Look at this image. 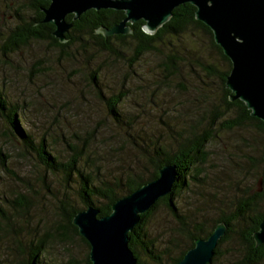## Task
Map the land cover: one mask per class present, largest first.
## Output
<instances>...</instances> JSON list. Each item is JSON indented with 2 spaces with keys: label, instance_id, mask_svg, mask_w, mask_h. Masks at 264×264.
Masks as SVG:
<instances>
[{
  "label": "rangeland",
  "instance_id": "374dc122",
  "mask_svg": "<svg viewBox=\"0 0 264 264\" xmlns=\"http://www.w3.org/2000/svg\"><path fill=\"white\" fill-rule=\"evenodd\" d=\"M26 2L0 0V87L7 99L20 108L23 123L32 136L44 137L60 160L69 156L61 137L85 148L88 156H83L80 165L91 173L98 172L95 183L123 179L129 172L144 174L149 169L148 151L153 145L174 146L182 124L186 127L206 107L219 103L215 79L204 83L205 78L190 73L185 63L181 64L180 78H174L172 85L160 80L155 66L167 50L161 54L144 53L129 68V41L114 43L113 47L123 53L117 57L106 52L91 57L76 42L61 50L44 40L30 41L3 55L8 28L14 26L18 14L25 15ZM195 33L192 37L183 35L180 40L169 38L165 43L171 40L183 56L190 48L220 68L221 61L207 47L204 34L199 30ZM94 71L104 96L126 93L119 109L131 119L130 123H113L107 116V107L98 99L97 86L91 80ZM179 82L186 85L187 91L175 87ZM203 94L208 97L204 102ZM205 116L203 125L210 126L212 117ZM215 133L207 146L209 157L203 172L174 195L183 221L160 204L146 225L157 247H167L165 260L176 256L187 244L192 226L202 224L208 228L218 217L233 216L243 191L252 192L260 187L250 176L254 169L242 159L245 154L260 152L258 132L254 128H215ZM242 136H247L245 142L251 146ZM0 150L6 155L4 163L8 168L4 170L0 158V264L20 263L27 247L40 238L46 240V236L50 237L44 244L46 262L83 264L87 248L79 237L62 229L57 209L60 201L75 198L76 184L65 181L61 174L44 171L32 156L23 152L18 141L5 134L1 118ZM64 235L67 236L60 238ZM239 243L232 239L222 244L224 255L217 262L224 264L231 258L225 252L240 249Z\"/></svg>",
  "mask_w": 264,
  "mask_h": 264
},
{
  "label": "trees",
  "instance_id": "16d2710c",
  "mask_svg": "<svg viewBox=\"0 0 264 264\" xmlns=\"http://www.w3.org/2000/svg\"><path fill=\"white\" fill-rule=\"evenodd\" d=\"M47 5V0H27L23 8L25 15L18 14L14 26L8 28L9 33L5 40L3 55L4 53L7 54L21 49V47L28 45L30 41L44 40L61 50H67L76 42L84 53L89 54L91 57L102 52L110 53L108 54L110 56L116 54L117 57L123 53L113 47L114 43L116 41L123 43L129 41L132 45L131 57L128 58L127 63L129 68H132L133 64L144 53L161 54L163 53L162 50H167L166 54L160 55L159 61L155 66L161 81L168 83L169 86L172 85L174 78H180L181 64L185 63L190 73L199 76V78H202V76L205 78L202 80L204 83L207 79H215L216 87L220 92L218 104L212 103L210 108L206 107L186 127L184 124L181 125V130L177 133L180 138L174 146H163L161 144L152 146L151 150L148 151L149 169L144 174L129 172L123 179L117 177V179H113L114 181L102 180L99 183H95L98 172L91 173L80 165L83 156H88L85 148L84 150L80 149L61 137L69 151V156L64 161L60 160L55 151L48 147L44 137L36 139L32 136L23 123L24 118L20 108L17 104L7 99L3 89L0 87V118L5 124V134L18 141L22 146L23 152L32 156L44 171L54 175L61 174L65 181L71 180L76 184L75 198H67L65 201H60L57 209L61 213L62 229L79 237L87 248L83 264H90L88 255L89 243L79 234L77 226L72 223L73 215L88 206L98 209V216L109 214L111 204L115 200L134 191L143 183L156 178L158 169L165 164L174 165L177 171V178L172 185V190L160 197L149 210L141 213L139 222L128 233V245L137 258L138 263L175 264L182 258L184 252L193 245L195 238L207 237L219 221H224L227 229L218 241L209 264H220L217 260L224 255L220 246L232 239L238 240L240 242L238 245L241 247L240 249L226 251L225 253H229L231 258L224 264H264V243L256 246L252 236V233L258 229L260 221L264 219V122L251 116L250 110L241 100L229 99L231 91L226 87V76L231 69V61L223 53L221 47L215 43L209 27L195 19V7L189 3L178 5L172 10L169 20L153 34L143 31L141 27L142 21L131 24L132 31L129 34L104 36L96 32V29L100 26L109 28L119 22L123 16V11L119 10L88 9L76 19L73 18V14H67L65 18L71 23V26L64 33L67 41L60 42L52 35L54 25L49 22H43L44 13L41 9ZM198 30L206 37L207 47L221 61L220 68L205 57L202 58L197 55L190 48H188L190 50L188 54L183 56L179 48H174L173 43L170 42L171 40L165 43V40L169 38L180 40L183 35L192 37V35L196 34L195 31ZM159 54L156 55L158 56ZM102 67L98 66V68ZM97 78L96 71H94L91 80L97 86L98 99L103 101L107 107V116L113 123L127 124L131 119L125 117L119 109L121 100L126 96V93L123 91L109 97L104 96L100 91ZM175 87L180 91H187L184 83H176ZM201 97L203 98L202 102L208 99L206 94ZM191 104L193 105V101ZM207 114L212 117L210 126L203 125ZM215 128H218V131L254 128L258 132L261 138L260 152L252 155L245 154L242 159L254 169L250 176L256 179L260 187L257 186L252 192L248 189L243 191L240 197L241 201L233 216L218 217L208 228L202 224L192 226V231L187 233V244L180 249L176 256L168 257L165 260L163 257L168 255L167 247H157L154 239L149 236L146 225L154 210L160 204L164 205L166 211L172 216L183 221V217L180 215L173 200L174 195L186 188L190 180L195 178L197 174L203 172L202 167L209 157L207 146L216 137ZM242 138L244 142L247 140V136H242ZM246 144L251 146L249 143ZM5 157L6 155L0 150L1 163L3 164L1 166L6 171L8 168L4 163ZM183 225L187 228L185 222H183ZM57 228L59 229L60 227L58 226ZM65 236L67 235L60 238H65ZM48 238L50 237L46 236V240ZM46 240L40 238L35 243L30 244L27 247L24 258L18 264H53L44 260V244Z\"/></svg>",
  "mask_w": 264,
  "mask_h": 264
},
{
  "label": "water",
  "instance_id": "95a60500",
  "mask_svg": "<svg viewBox=\"0 0 264 264\" xmlns=\"http://www.w3.org/2000/svg\"><path fill=\"white\" fill-rule=\"evenodd\" d=\"M41 10L43 22L54 25L52 35L60 42L67 41L69 29L65 16L76 19L88 9L124 11L118 23L96 32L104 36L131 33L130 24L143 20L142 29L153 34L166 23L172 10L180 4L195 7V19L203 22L212 32L213 39L231 61L226 76L230 100L239 99L250 110V115L264 122V0H47ZM177 171L165 164L158 169L156 178L143 183L134 191L111 204L107 215L98 216L99 210L88 206L77 211L72 223L89 243L90 264H139L128 245V233L139 222L140 214L149 210L162 196L172 190ZM227 225L219 221L205 238L193 241L175 264H209L215 247L225 234ZM256 246L264 243V219L252 233Z\"/></svg>",
  "mask_w": 264,
  "mask_h": 264
},
{
  "label": "flooded vegetation",
  "instance_id": "af4514ba",
  "mask_svg": "<svg viewBox=\"0 0 264 264\" xmlns=\"http://www.w3.org/2000/svg\"><path fill=\"white\" fill-rule=\"evenodd\" d=\"M102 9V8H101ZM105 9H110V8H105ZM114 10V9H113ZM119 11H122V10H119ZM124 17V11H123V16H122V18ZM121 18V19H122ZM121 19L119 20V21H121ZM138 21H142V24H143V20L142 19H138V20H136L135 22H138ZM134 22V23H135ZM118 23V22H117ZM116 24V23H115ZM133 24V23H132ZM130 27H131V24H130ZM141 27H142V25H141ZM132 30V29H131Z\"/></svg>",
  "mask_w": 264,
  "mask_h": 264
}]
</instances>
